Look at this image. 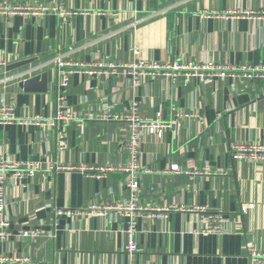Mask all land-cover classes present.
Wrapping results in <instances>:
<instances>
[{
  "label": "crops",
  "instance_id": "0c3cea01",
  "mask_svg": "<svg viewBox=\"0 0 264 264\" xmlns=\"http://www.w3.org/2000/svg\"><path fill=\"white\" fill-rule=\"evenodd\" d=\"M8 1L57 12L0 14V105L27 121L0 125V158L41 163L32 178L9 185L4 217L12 234L0 240V264H129L127 217L120 211L56 214L129 201L124 173L106 169L128 161V125L47 121L59 105L83 116L123 114L133 101L140 117L160 113L170 126L160 138L142 134L137 160L151 172L140 175L137 201L169 211L165 218H138L132 264H264V161L235 159L229 148L264 145V79L244 70L264 67V17L249 15L264 11V0ZM56 57L237 70L174 79L157 71L137 84L123 74L74 72L60 86ZM200 207L221 213L219 232H201L205 213L192 210ZM20 228L41 234L26 239Z\"/></svg>",
  "mask_w": 264,
  "mask_h": 264
},
{
  "label": "built area",
  "instance_id": "2783aa9c",
  "mask_svg": "<svg viewBox=\"0 0 264 264\" xmlns=\"http://www.w3.org/2000/svg\"><path fill=\"white\" fill-rule=\"evenodd\" d=\"M48 11L57 12V7L36 5V4H11L8 0H0V14L4 15H41ZM249 15H256L264 17V11L259 13H251ZM55 67L58 73V85L66 86L68 75L74 72L85 73L88 75L108 74L115 76L116 74H123L131 76L133 84H137L139 77L142 75H151L157 71H161L164 75L170 76L173 79L177 76L184 75L187 77L197 76L199 78L217 77L231 74L237 70L234 67L216 65L212 63H180L178 61H171L161 63L156 60H134V61H95L93 63H78L69 62L55 58ZM249 72L248 76L256 79H264V67L244 68ZM138 103L133 101L130 111L123 114H115L109 112H102L99 114L88 113L86 116L73 110H66L62 105L56 109L55 115L48 123L55 124L57 120L64 122L74 121L82 123L89 119L99 120H115L124 121L129 127V137L126 141V149L128 150L129 159L125 165L120 167H106L108 170H117L124 173L123 184L128 188L130 199L123 205L101 206L91 203L82 210L72 209H57L56 214L71 218L75 215L81 214H95L97 216L104 215L108 210L120 211L127 217V226L125 229L127 241L125 245V252L129 257V264H132L133 257L137 252L135 241L136 223L138 218L147 217L149 219L165 218L169 209L153 205L140 204L138 199L139 180L140 175L149 173L151 170L147 167L141 166L138 163V154L141 147L142 134L150 137L162 136L163 128L170 126L161 118L160 113H156L153 119H143L139 116ZM178 117L182 114L177 113ZM31 119L38 123L40 116L35 115ZM26 123V120L19 119L14 112V109L6 104L0 105V125H7L12 123ZM41 123V122H39ZM230 151L235 159L251 158L255 160L264 161V145L255 144H240L232 143ZM49 168L66 169L63 165H56ZM41 170V163L39 161L30 160H11L0 158V240H8L12 231L10 229V222L4 217L7 209V197L10 183L17 184L32 178L34 174ZM104 170V169H101ZM101 171L96 176L99 177ZM25 185V184H21ZM252 204L246 205L251 207ZM246 207L243 209L245 210ZM186 210V209H184ZM200 213H205L204 208L192 209ZM201 224V232H219L222 228L223 216L221 213H205L199 218ZM17 233L26 239H35L40 236L41 231L38 228H20ZM257 256V255H256ZM255 258L253 259H256Z\"/></svg>",
  "mask_w": 264,
  "mask_h": 264
},
{
  "label": "water",
  "instance_id": "95a60500",
  "mask_svg": "<svg viewBox=\"0 0 264 264\" xmlns=\"http://www.w3.org/2000/svg\"><path fill=\"white\" fill-rule=\"evenodd\" d=\"M28 83H29L28 81H25L24 85L28 87Z\"/></svg>",
  "mask_w": 264,
  "mask_h": 264
}]
</instances>
